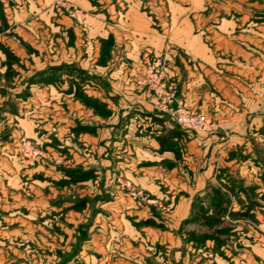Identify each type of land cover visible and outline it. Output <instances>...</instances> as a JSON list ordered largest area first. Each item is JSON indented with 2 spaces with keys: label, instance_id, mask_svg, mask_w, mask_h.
<instances>
[{
  "label": "rangeland",
  "instance_id": "rangeland-1",
  "mask_svg": "<svg viewBox=\"0 0 264 264\" xmlns=\"http://www.w3.org/2000/svg\"><path fill=\"white\" fill-rule=\"evenodd\" d=\"M82 1L90 8L71 0H0V264H235L239 249L263 245L264 108H257L256 122L242 114L238 131H186L216 136L212 146L221 161L205 165L211 177L177 217L173 190L197 188L198 172L184 165L174 183L156 179L157 195L116 171L128 149L116 130L96 146L85 140L96 133L86 125L88 111L104 115L88 94L95 87L118 92L119 84L100 76L109 38L97 40L96 61L91 49L93 27L114 21L102 0ZM209 1L173 7L228 14L242 5ZM146 50L162 63L165 80L166 66L143 48L135 84L149 95L138 84ZM133 190L158 205L137 204Z\"/></svg>",
  "mask_w": 264,
  "mask_h": 264
},
{
  "label": "crops",
  "instance_id": "crops-1",
  "mask_svg": "<svg viewBox=\"0 0 264 264\" xmlns=\"http://www.w3.org/2000/svg\"><path fill=\"white\" fill-rule=\"evenodd\" d=\"M71 1L90 8L87 1ZM176 1L189 2H99L106 4L105 17L114 21V25L93 27L91 34L96 40L91 49H94L96 61L100 57V52L96 53L99 50L97 40L109 38L103 48L108 61L101 65L109 74L100 76L108 83L116 81L119 91L106 92L95 87V91L88 94L104 107V115L97 114L94 109L88 111L92 122L86 125L96 133H88L85 140L96 146L98 139L110 141V132L116 130L123 137H119L123 139L121 144L128 148L124 150L127 151L126 159L122 158L116 171L122 169L120 174L133 178L136 184L157 195L159 190H151L156 179L171 181L176 174L183 173L184 165L194 176L198 172L197 188L173 190L177 217H182L184 208L189 207L194 195L203 189L204 180L212 175L211 167L205 165L221 161L212 146L216 136L201 132L188 135L153 108L148 93L135 84L143 73L141 52L150 47L164 58L166 80L177 84L179 99L190 109L219 122L215 123L217 127L231 126L233 131H238L242 114L250 113L256 122L261 116L257 108H264V0H231L242 7L228 14L215 8L203 10L202 5L198 11L176 10L173 7ZM220 1L225 2L217 0L216 3ZM163 163L165 166H161ZM201 167L202 173L199 172ZM183 193L187 194L186 198L181 197ZM246 240L245 245L252 244ZM248 251L239 249L235 264L240 261L241 264H264V235L263 245H251Z\"/></svg>",
  "mask_w": 264,
  "mask_h": 264
},
{
  "label": "built area",
  "instance_id": "built-area-1",
  "mask_svg": "<svg viewBox=\"0 0 264 264\" xmlns=\"http://www.w3.org/2000/svg\"><path fill=\"white\" fill-rule=\"evenodd\" d=\"M145 58V75L138 84L147 87L149 91L150 104L154 109L166 115L169 120L185 131H206L214 129L217 125L204 114L190 109L187 104L179 99L178 86L173 82L165 80L164 68L157 56H153L151 50H146L143 54ZM27 157L34 158L35 152L29 148H24ZM129 186L128 182H125ZM131 197L137 204H157L155 200L140 191L133 190Z\"/></svg>",
  "mask_w": 264,
  "mask_h": 264
},
{
  "label": "trees",
  "instance_id": "trees-1",
  "mask_svg": "<svg viewBox=\"0 0 264 264\" xmlns=\"http://www.w3.org/2000/svg\"><path fill=\"white\" fill-rule=\"evenodd\" d=\"M162 141V140H161ZM165 142V139L162 141V143H164Z\"/></svg>",
  "mask_w": 264,
  "mask_h": 264
}]
</instances>
